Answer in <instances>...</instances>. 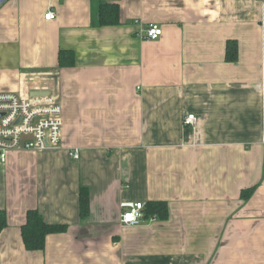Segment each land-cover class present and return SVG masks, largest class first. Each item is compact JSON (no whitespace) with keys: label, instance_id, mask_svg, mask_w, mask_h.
<instances>
[{"label":"crops","instance_id":"crops-1","mask_svg":"<svg viewBox=\"0 0 264 264\" xmlns=\"http://www.w3.org/2000/svg\"><path fill=\"white\" fill-rule=\"evenodd\" d=\"M100 3L118 24L98 25ZM37 90L61 105V147L0 161V264H264V0H4L0 92ZM156 200L166 219L119 223L120 202ZM31 208L67 225L43 250L21 238Z\"/></svg>","mask_w":264,"mask_h":264},{"label":"built area","instance_id":"built-area-1","mask_svg":"<svg viewBox=\"0 0 264 264\" xmlns=\"http://www.w3.org/2000/svg\"><path fill=\"white\" fill-rule=\"evenodd\" d=\"M54 18L53 10L45 12V20ZM161 34L160 25L150 23L143 29L142 36L153 40ZM61 111L58 98L49 91L46 95L0 92V161L4 162L10 151L59 149L62 139ZM182 121L185 126L197 125V117L193 113L185 114ZM68 154L72 159H77L79 150L70 148ZM144 206L141 201L120 202L119 223L137 225L143 222L146 219Z\"/></svg>","mask_w":264,"mask_h":264},{"label":"trees","instance_id":"trees-1","mask_svg":"<svg viewBox=\"0 0 264 264\" xmlns=\"http://www.w3.org/2000/svg\"><path fill=\"white\" fill-rule=\"evenodd\" d=\"M98 25H112L119 23V8L116 4L100 3L97 8ZM237 42L227 40L225 46V60L235 61L237 59ZM58 67H71L75 63V54L71 49L61 48L57 55ZM256 185L241 191V199L247 200L254 192ZM145 218H156L163 220L167 218V204L164 201H148L144 206ZM89 214V196L84 187L79 189V215L81 218ZM7 224L6 213L0 209V230ZM67 225L61 223H48L36 208L26 211L25 221L20 226L21 238L25 249L29 251L43 250L46 236L51 233L64 232Z\"/></svg>","mask_w":264,"mask_h":264},{"label":"water","instance_id":"water-1","mask_svg":"<svg viewBox=\"0 0 264 264\" xmlns=\"http://www.w3.org/2000/svg\"><path fill=\"white\" fill-rule=\"evenodd\" d=\"M4 2V0H0V4ZM48 91H31L30 95H46Z\"/></svg>","mask_w":264,"mask_h":264}]
</instances>
